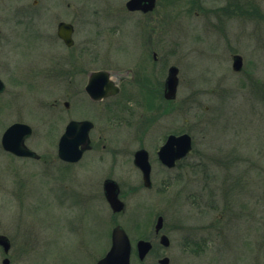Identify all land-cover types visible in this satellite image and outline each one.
<instances>
[{
    "label": "rangeland",
    "instance_id": "obj_1",
    "mask_svg": "<svg viewBox=\"0 0 264 264\" xmlns=\"http://www.w3.org/2000/svg\"><path fill=\"white\" fill-rule=\"evenodd\" d=\"M126 1L0 0V234L12 241L7 253L0 245V264H96L119 224L132 264H264V0H157L145 14L127 11ZM60 21L74 24L72 47L57 34ZM171 65L179 84L166 101ZM98 69L126 73L120 96L90 101L85 84ZM147 85L152 111L130 95ZM85 118L95 122L94 150L66 165L59 137L69 120ZM14 122L32 126L26 143L42 160L3 149ZM185 132L192 151L167 169L157 150ZM141 147L150 188L133 162ZM106 177L119 183L120 212L105 198ZM139 239L154 245L144 261Z\"/></svg>",
    "mask_w": 264,
    "mask_h": 264
},
{
    "label": "water",
    "instance_id": "obj_2",
    "mask_svg": "<svg viewBox=\"0 0 264 264\" xmlns=\"http://www.w3.org/2000/svg\"><path fill=\"white\" fill-rule=\"evenodd\" d=\"M127 7L130 10L142 9L144 11L152 10L155 7V0H129ZM74 26L68 22H60L58 25V35L67 46L74 44L73 39ZM243 58L241 55L233 56V69L241 70ZM178 68L172 66L166 80L165 97L173 99L177 93L178 86ZM5 88L3 81L0 79V92ZM89 96L94 100H100L108 97L110 94L118 92L114 81L110 78L109 71L97 70L90 74L89 82L85 87ZM68 106V103H65ZM91 120H71L67 123L64 132L58 142V155L64 161L76 162L81 159L83 152L89 149L90 139L89 132L93 127ZM32 127L23 122H15L5 129L2 135L1 144L5 151L21 157L38 158L34 150L26 145L27 138L32 134ZM193 147L192 136L189 133L170 134L165 142L160 146L157 154L160 162L168 167L173 168L176 162L185 158ZM134 163L143 172L144 186H152L151 163L149 153L146 149L141 148L134 154ZM104 193L106 199L114 212H120L124 209L125 203L120 198V186L111 179L104 183ZM164 227V217H157L154 230L159 234ZM111 247L106 255L101 258L97 264H131L132 243L130 237L122 225H116L111 234ZM160 243L169 246V237L162 233ZM0 245L7 253L10 249V243L6 236L0 235ZM137 250L139 259L143 260L153 248L150 240L139 239L137 241ZM161 264H168L169 258L165 257L159 260ZM4 264H9V259L3 260Z\"/></svg>",
    "mask_w": 264,
    "mask_h": 264
},
{
    "label": "flooded vegetation",
    "instance_id": "obj_3",
    "mask_svg": "<svg viewBox=\"0 0 264 264\" xmlns=\"http://www.w3.org/2000/svg\"><path fill=\"white\" fill-rule=\"evenodd\" d=\"M129 0H127L126 2H125V6H126V9H127V11H129V12H141V13H150V12H153L154 11V9H155V7H156V2H157V0H155V7L152 9V10H149V11H144V10H142V9H137V10H130L128 7H127V2H128ZM33 2L35 3V4H37V2H38V0H33ZM61 22V21H60ZM59 22V23H60ZM58 23V24H59ZM69 23H71V22H69ZM73 24V23H72ZM74 25V24H73ZM57 31H58V26H57ZM62 40V39H61ZM63 41V40H62ZM74 43H75V41H74ZM74 45V44H73ZM72 45V46H73ZM72 46H70V47H72ZM233 56L234 55H232V60H233ZM153 57L155 58V59H157L158 57H157V53H154L153 54ZM172 66H175V65H171V66H169L168 67V73H167V76L165 77V80H164V82L162 83V89H161V93L163 94V96H164V99L166 100V101H173L175 98H176V96H177V93H176V96H175V98H173V99H168V98H166L165 97V87H166V80H167V77H168V74H169V69H170V67H172ZM177 67V66H176ZM178 68V67H177ZM98 70H105V71H109V73H110V78L114 81V83H115V86L118 88V92L117 93H115V94H110L108 97H106V98H103V99H100V100H94V99H92L90 96H89V94L87 93V91L85 90V92H86V94H87V96H88V98L90 99V101H92V102H96V103H100V102H104V101H109V100H112V99H114V98H116V97H118V96H120L121 94H122V92L124 91V79H125V75H126V73H113V72H111L110 70H107V69H98ZM93 71H97V70H93ZM93 71H90L89 73H88V76H87V82H86V84H85V87H86V85L88 84V82H89V77H90V74L93 72ZM128 72L129 73H131L132 74V69H129L128 70ZM178 72H179V68H178ZM178 75V74H177ZM136 79V77L132 74L131 76H130V80H128V81H134ZM4 83V82H3ZM14 84H16V81H15V83ZM178 84H179V77H178ZM4 85H5V83H4ZM148 87H144L142 90H141V88H139V89H137L136 87H133V90H132V87H131V93H130V95L132 96V97H134V99H135V101H137L138 99L133 95V91L137 94V96L139 95V96H141V99H139V100H142L143 102H145V103H142V104H150L149 105V109L152 111L153 110V106H154V103H155V99H154V93H152V101H148V99L146 98V96H145V93L146 92H148L149 90H150V86L149 85H147ZM5 89V88H4ZM152 89V88H151ZM177 89H178V86H177ZM153 90V92H154V89H152ZM4 91V90H3ZM2 91V92H3ZM1 92V93H2ZM65 103H68V106H66V104H65V106L67 107V108H69V106H70V102L69 101H66ZM109 111L110 112H114V110H113V108H109ZM112 115H115V116H113V117H116L117 115H116V113L114 112ZM85 119H87V118H85ZM77 120H84V119H77ZM87 120H91V119H87ZM92 122H93V127H92V129L90 130V132H89V139H90V148L89 149H87V150H85L84 152H83V155H82V157H81V159L80 160H78V161H76V162H69V161H64V160H62L60 157H59V155H58V146H57V152H56V154H57V157H58V159L60 160V162H62V163H64V164H66V165H73V164H78V163H80V161L83 159V157L85 156V154L88 152V151H90V152H92V150H94V146H93V139L91 138V132H92V130L94 129V127H95V122L93 121V120H91ZM32 127V126H31ZM33 129V128H32ZM33 133V132H32ZM171 134V133H170ZM174 134H177V133H174ZM32 135V134H31ZM30 135V136H31ZM169 135V134H168ZM167 135V136H168ZM29 136V137H30ZM28 137V138H29ZM27 142V141H26ZM27 144V143H26ZM141 148H143V147H141ZM141 148H139V149H141ZM139 149H137V150H139ZM145 149V148H144ZM136 150V151H137ZM147 150V149H146ZM35 151V150H34ZM135 151V152H136ZM36 152V151H35ZM135 152H134V154H135ZM37 153V152H36ZM89 153V152H88ZM148 153H149V151H148ZM12 154V153H11ZM37 154H39V153H37ZM12 155H14L15 157H19V158H24V159H26V158H29V159H34V160H42V155L41 154H39V157L38 158H35V157H21V156H17V155H15V154H12ZM149 160H150V155H149ZM181 160H179V161H177L176 162V165H175V167L177 166V164L180 162ZM133 162H134V159H133ZM134 165L140 170V172H141V175H142V181H143V184H144V179H143V172L141 171V169L134 163ZM151 166H152V164H151ZM164 166V165H163ZM164 167H166V166H164ZM175 167H173V168H175ZM152 168V167H151ZM167 169H173V168H168V167H166ZM104 175V174H103ZM103 177V176H102ZM102 177H101V179H102ZM151 178H152V169H151ZM100 179V180H101ZM108 179H111V180H114V181H116L115 179H113V178H111V177H106V178H104L103 179V192H104V183H105V181L106 180H108ZM117 182V181H116ZM118 183V182H117ZM119 184V183H118ZM105 195V194H104ZM1 223V222H0ZM0 235H4V236H6L7 238H8V240H9V243H10V249H11V247H12V241H11V239L7 236V235H5V234H0ZM153 247H154V245H153ZM3 248V247H2ZM3 250H4V248H3ZM10 251V250H9ZM133 251V250H132ZM150 253V252H149ZM140 261H144L145 259H143V260H141V259H139ZM132 264V263H131Z\"/></svg>",
    "mask_w": 264,
    "mask_h": 264
}]
</instances>
